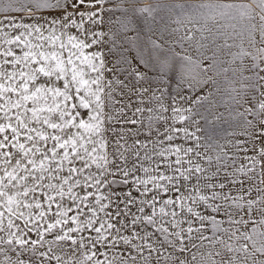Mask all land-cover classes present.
Returning a JSON list of instances; mask_svg holds the SVG:
<instances>
[{
    "label": "snow or ice",
    "instance_id": "snow-or-ice-1",
    "mask_svg": "<svg viewBox=\"0 0 264 264\" xmlns=\"http://www.w3.org/2000/svg\"><path fill=\"white\" fill-rule=\"evenodd\" d=\"M257 34L264 0H0V264H264ZM219 106L244 139L200 135Z\"/></svg>",
    "mask_w": 264,
    "mask_h": 264
},
{
    "label": "rangeland",
    "instance_id": "rangeland-1",
    "mask_svg": "<svg viewBox=\"0 0 264 264\" xmlns=\"http://www.w3.org/2000/svg\"><path fill=\"white\" fill-rule=\"evenodd\" d=\"M161 3H165V4H175V3H184L186 5V8L191 11L193 6H198L200 4H204V3H211V2H216V0H160ZM219 2H223V3H230V2H238V0H219ZM114 11H116L117 15H119V10L118 9H114ZM165 12H161L160 15H165ZM172 20L175 19V17H171ZM219 23H224V21H218ZM211 21L209 22V25H211ZM257 24H259V21H256ZM172 27H177V25L172 24ZM199 25H197L198 27ZM187 27L191 28L192 25H187ZM184 33V28L181 27V31L179 33V35H183ZM197 38H198V33L196 34ZM163 37V42L165 44V47H172L174 48V50L176 52H180L184 55H189L193 58V60H197L200 59L198 52L196 51L195 48V42H193L191 45H189L187 42L184 44V47L181 48L179 45H174L172 44V41L170 39H168L167 36H165L163 33L158 32V31H154L152 33V38L157 40L158 43L161 42ZM143 39V36H142ZM264 45H261L259 43V35L257 34V47H261ZM245 47H247V43L245 42ZM124 48L126 49H130L127 52L121 53L119 50L117 49H113L114 51V55L113 57H111L110 59L113 61L112 66L114 68L119 67L121 70L126 68L127 65L120 63L122 57L131 60L133 57H136V60L139 59V55L137 52V48L136 47H130L129 45L125 44ZM233 51H236V49H233ZM210 55V53H208ZM246 63L248 62L247 60L245 61ZM135 63V61H134ZM203 63L205 65H207L208 63H210V61L208 60H204ZM141 71H145L144 67H141L140 69ZM197 71H199L197 69ZM161 70L159 68H153L150 70L149 74H153V73H160ZM180 72V68H179V61L177 60L176 66L174 69H167L166 70V74L168 76H172L174 77V80L172 82V87L170 92L168 93L169 95L175 96L177 91H182V89L177 88L176 84L179 81V75L178 73ZM246 75H249L250 73H245ZM261 75H264V73H261ZM202 76L204 78L207 77H212L215 80H219L220 77L216 75V73L212 70L207 71L206 73H202ZM261 83H264V81H262ZM210 91H213V85L211 83L208 84V86H206L203 89H198L195 93V95H191V93H186L190 96V100L191 99H195L196 96L198 95H203L206 94ZM261 91H264V88L261 89ZM249 96H253V95H258L257 93L254 92H249L248 93ZM213 99H216L215 96H213ZM255 102V101H253ZM235 108L236 111H243L245 107H247V105H242V106H233ZM229 110H226L225 106H219L215 109L216 113H223V116L221 118V120L219 121H215L212 124H206L205 121H201L200 122V127L202 128V132L200 133V135L202 136H212L213 140H219V142L221 144H224L226 142V140H233V139H244V137L241 135L242 131H243V123L242 121H239V118H237L236 121H233L228 114ZM233 115H235V112H233ZM249 119H251V117H249ZM236 133V136L233 137L231 135V133ZM262 207H264V205H262Z\"/></svg>",
    "mask_w": 264,
    "mask_h": 264
}]
</instances>
